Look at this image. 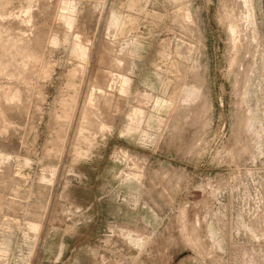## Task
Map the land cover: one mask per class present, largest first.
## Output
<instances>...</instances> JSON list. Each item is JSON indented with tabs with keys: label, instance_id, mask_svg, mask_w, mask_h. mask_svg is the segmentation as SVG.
<instances>
[{
	"label": "rangeland",
	"instance_id": "rangeland-1",
	"mask_svg": "<svg viewBox=\"0 0 264 264\" xmlns=\"http://www.w3.org/2000/svg\"><path fill=\"white\" fill-rule=\"evenodd\" d=\"M0 264H264V0H0Z\"/></svg>",
	"mask_w": 264,
	"mask_h": 264
}]
</instances>
